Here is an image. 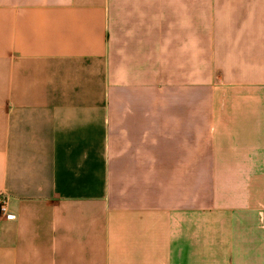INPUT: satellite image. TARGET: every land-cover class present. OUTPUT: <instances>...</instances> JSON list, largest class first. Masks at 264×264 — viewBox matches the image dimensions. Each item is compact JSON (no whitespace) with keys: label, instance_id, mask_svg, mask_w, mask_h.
Masks as SVG:
<instances>
[{"label":"crops","instance_id":"crops-1","mask_svg":"<svg viewBox=\"0 0 264 264\" xmlns=\"http://www.w3.org/2000/svg\"><path fill=\"white\" fill-rule=\"evenodd\" d=\"M0 264H264V0H0Z\"/></svg>","mask_w":264,"mask_h":264},{"label":"built area","instance_id":"built-area-1","mask_svg":"<svg viewBox=\"0 0 264 264\" xmlns=\"http://www.w3.org/2000/svg\"><path fill=\"white\" fill-rule=\"evenodd\" d=\"M2 217L9 220L15 219V214L9 209L8 197L4 194H0V218Z\"/></svg>","mask_w":264,"mask_h":264}]
</instances>
